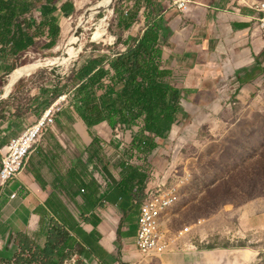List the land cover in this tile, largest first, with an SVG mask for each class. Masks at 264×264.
<instances>
[{"label": "crops", "instance_id": "0c3cea01", "mask_svg": "<svg viewBox=\"0 0 264 264\" xmlns=\"http://www.w3.org/2000/svg\"><path fill=\"white\" fill-rule=\"evenodd\" d=\"M135 2L130 14L136 19L130 29L138 33L130 34L141 36L160 20L171 30L163 52L173 69L172 82L190 86L192 93L219 95L228 80L234 92L246 89L256 97L264 95V37L254 25L259 3L192 0L184 12L167 7L173 12L165 18L155 0ZM206 81L212 86L202 89ZM80 120L83 123L69 127L54 123L35 146L25 170L0 192V255H16L18 233L43 248L52 229L61 226L72 238V247L60 243L63 249L55 259L67 255L65 264H263L264 249L202 248L183 241L185 234L171 246L166 261L143 256L136 245L142 205L120 189L119 165L114 167L111 160L106 171L96 167L94 139L104 150L109 146L95 133L104 122L88 129ZM122 157L120 164L127 163ZM262 213L259 219L246 218L252 228L258 224L264 229Z\"/></svg>", "mask_w": 264, "mask_h": 264}, {"label": "rangeland", "instance_id": "374dc122", "mask_svg": "<svg viewBox=\"0 0 264 264\" xmlns=\"http://www.w3.org/2000/svg\"><path fill=\"white\" fill-rule=\"evenodd\" d=\"M66 1L62 0L59 6ZM71 1L75 5L72 13H58L61 32L54 47L31 51L25 60L11 67L12 59L0 57V79L4 83L0 102L7 100L11 114L10 120L0 127V141L17 138L53 106L59 110L55 126L83 123L71 102L74 82L70 75L74 67L89 57L114 56L126 49L125 41L130 33H138L137 28L124 30L118 26L120 17L134 9L135 0H113L108 11L98 9L94 14L91 12L104 0ZM155 2L165 18L173 12L162 1ZM87 24L89 27L81 33ZM256 31L264 37L261 29ZM78 33L82 34L81 38L75 39ZM49 40L45 35L43 41ZM54 57L60 60L51 62L49 59ZM22 65L27 67L19 72L17 69ZM222 91L219 95L183 99L184 110L178 113L177 124L167 138L159 140V147L147 155L146 166L153 180L163 181L168 177L171 182L177 176L188 178L181 185L179 200L168 216L171 231L192 227L183 241L209 249L262 250L264 229L257 223L252 228L248 219H259L264 211V95L256 97L246 89L234 92V84L228 80ZM139 121L132 126L119 124L117 129L104 122L95 132L109 142L104 151L114 167L120 165L122 156L130 158L129 147H137ZM76 132L77 128L73 130ZM123 151L122 156H116ZM100 166H96L97 170ZM166 254L160 255L159 261H166Z\"/></svg>", "mask_w": 264, "mask_h": 264}, {"label": "trees", "instance_id": "16d2710c", "mask_svg": "<svg viewBox=\"0 0 264 264\" xmlns=\"http://www.w3.org/2000/svg\"><path fill=\"white\" fill-rule=\"evenodd\" d=\"M61 2L62 0H0V57L12 59L9 67L25 60L31 51L56 45L61 32L58 13L69 15L75 9L71 0L59 6ZM135 19L136 14L123 15L118 26L124 30L130 29ZM170 32V29L163 26V20L157 21L141 36L130 34L125 41V50L106 59L89 57L79 63L78 67H74L70 75L74 82L71 102L88 129L101 122H108L117 129L119 124L132 126L140 120L137 147H131L127 153L131 155L137 149L143 153L140 157L143 161L139 163L133 160L128 164L123 161L118 168L120 189L130 193L141 205L151 176L146 166L147 155L159 147L160 139L167 138L172 133V128L178 121V113L184 110L183 99L190 100L192 96L206 97L204 90L192 93L190 86L184 83L178 85L179 83L168 80L174 73L164 57L163 47L168 42ZM45 35L50 39L47 42L43 41ZM26 67L27 65H22V68L16 69L23 72ZM178 78L174 76L175 80ZM209 86H212L211 83L206 81L202 89ZM3 88L4 83L0 79V91ZM8 115L11 114L7 100L0 102V127L4 121L10 120ZM1 134L0 130V137ZM94 141L98 144L95 155L97 165L100 164L106 171L111 159L106 152L103 153V146L97 137ZM6 142L0 141L2 145ZM71 242L72 238L61 226L52 229L49 241L43 248L26 234L18 233V252L15 256L1 254L0 264H65L67 255L62 254L59 261L55 259L63 249L60 243L72 247Z\"/></svg>", "mask_w": 264, "mask_h": 264}, {"label": "built area", "instance_id": "2783aa9c", "mask_svg": "<svg viewBox=\"0 0 264 264\" xmlns=\"http://www.w3.org/2000/svg\"><path fill=\"white\" fill-rule=\"evenodd\" d=\"M172 10L184 12L192 3V0H159ZM259 16L255 18V28L261 29L264 33V2L255 6ZM59 110L54 106L46 111L43 117L39 118L34 124L28 126L17 137L9 140L6 144H0L1 169H0V192L8 184L25 170L27 161L32 154L35 146L46 131L55 123V116ZM128 148V147H127ZM126 148V149H127ZM128 149L131 150L129 147ZM142 152L135 149L132 151L128 162L134 160L143 161L140 157ZM118 155H123L120 152ZM133 161V162H134ZM148 180L139 214V231L137 237V248L145 257L159 258L167 253L175 242L182 238L184 234L191 231V226H185L182 230L171 231L168 227V216L172 207L179 200V191L182 184L188 178H175L171 182L168 177L163 181L153 180L151 176ZM12 194L11 198H15Z\"/></svg>", "mask_w": 264, "mask_h": 264}, {"label": "bare ground", "instance_id": "6f19581e", "mask_svg": "<svg viewBox=\"0 0 264 264\" xmlns=\"http://www.w3.org/2000/svg\"><path fill=\"white\" fill-rule=\"evenodd\" d=\"M112 1L113 0H104V3L102 2L101 3V5H99L97 8H96V10H94L93 12H91V13H96V11L98 10V9H100V10H102V11H108V9H109V6L111 5V3H112ZM95 9V8H94ZM99 20H101V21H105L104 19H99ZM99 31V30H98ZM104 32V31H103ZM96 34L98 35V33H97V31H96ZM81 33H78V34H76V36L74 37L75 39H79V38H81ZM95 35V34H94ZM96 35V36H97ZM77 55V54H76ZM66 58V57H65ZM68 58H69V56H68ZM51 62H56V61H59L60 60V57H54V58H50L49 59ZM69 60V59H68ZM67 60V61H68ZM46 61V60H45ZM49 61V62H50ZM66 61V60H65ZM48 62V61H47ZM70 62V61H69ZM66 66V65H65ZM19 80V79H18ZM17 80V81H18ZM17 83V82H16ZM15 83V84H16ZM10 88V87H9ZM5 96H8V95H5Z\"/></svg>", "mask_w": 264, "mask_h": 264}, {"label": "water", "instance_id": "95a60500", "mask_svg": "<svg viewBox=\"0 0 264 264\" xmlns=\"http://www.w3.org/2000/svg\"><path fill=\"white\" fill-rule=\"evenodd\" d=\"M88 27H89V25L87 24L85 28H82V29H81V33H83L84 30L87 29ZM36 67H37V69H43V68H46V67H43V66H36ZM18 68H19V67H18ZM14 85H15V84H14ZM10 92H11V91H10ZM8 95H9V94H8Z\"/></svg>", "mask_w": 264, "mask_h": 264}]
</instances>
